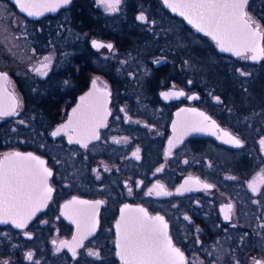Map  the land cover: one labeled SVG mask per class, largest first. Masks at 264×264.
<instances>
[{"label":"flooded vegetation","instance_id":"flooded-vegetation-1","mask_svg":"<svg viewBox=\"0 0 264 264\" xmlns=\"http://www.w3.org/2000/svg\"><path fill=\"white\" fill-rule=\"evenodd\" d=\"M80 1L34 17L14 0H0V112L11 113L0 115V169L10 168L17 179L29 180V168L41 167L23 158L31 153L51 172L46 187L52 189L45 193L40 185L32 200L17 202L9 215L0 212V264H125L118 254L125 234L150 240L153 226L161 244L166 235L182 254V259L173 254L165 264H264V94H236L239 73L247 75L251 69H243L264 58L254 62L251 51L241 56L223 52L218 42L186 22L184 26L175 14L168 17L181 24L179 39L149 49L145 40L152 38L142 39L153 31L144 25L147 19L138 18L141 13L131 19V0H121L116 11L94 0L104 26L84 29ZM251 5L252 0L248 17L264 32V11L253 8L250 14ZM116 14L119 18L105 24ZM18 19L21 36L34 46L35 58L28 63L3 53L15 43H2V29L11 39ZM55 19L59 40H74L73 48L61 53L58 73L73 85L66 94L48 85L55 73L54 44L41 24ZM131 21L136 26L129 27ZM82 32L90 37L83 53ZM195 35L212 40L211 65L204 46L197 48L205 62H197ZM134 38L157 56L146 57L148 68L140 69L150 94H117L114 76L131 66L113 58L136 46ZM94 39L112 43V48L96 49ZM98 57L110 59L109 71L95 68ZM225 62L233 72L228 76V93L233 89V94L220 90ZM94 79L107 83L112 94H83ZM168 89L175 93L161 94ZM62 125L68 126L53 136ZM230 138L240 144L229 143ZM13 153L21 157L4 160ZM154 217L163 222L150 219ZM21 222L24 227H17Z\"/></svg>","mask_w":264,"mask_h":264},{"label":"snow or ice","instance_id":"snow-or-ice-1","mask_svg":"<svg viewBox=\"0 0 264 264\" xmlns=\"http://www.w3.org/2000/svg\"><path fill=\"white\" fill-rule=\"evenodd\" d=\"M19 2V0H18ZM71 0H59V2L53 7H59L60 4H68ZM101 2L110 10H118V6L121 0H101ZM167 2V0H166ZM248 4V0H189V2H184L181 4L170 5L173 11L178 8H188V9H204L207 15L200 13V19L202 21H207V28L209 29V35H213L214 39H218L220 47L225 51H235L237 56H241L243 52L240 50V46L247 50L249 45L252 46V51L264 54V48H259L256 46V39L261 37L259 28H254L250 22L248 14L245 12V7ZM38 5L30 4L24 7L27 11V7H37ZM46 7V6H45ZM29 15H40V12H29ZM181 15H186L185 12H181ZM141 21L147 18L141 14L138 17ZM193 22V21H190ZM197 27L201 31L205 28L197 24ZM221 34L228 38V46L226 47L225 39L221 38ZM93 45L97 48L108 47L112 48L111 44L103 45L98 42H93ZM258 55L251 56L252 60L258 59ZM47 59V58H45ZM46 67V65H44ZM39 71V69H37ZM243 74V73H242ZM167 95V94H165ZM176 95H183V93H176ZM85 98L81 97L83 101ZM219 99V98H217ZM14 111V108H13ZM77 109H73L75 114ZM11 113L8 111L0 112V115L7 116ZM203 116V113L200 114ZM205 119H208L205 117ZM72 121H69L71 124ZM214 123V122H213ZM68 125H62L55 132L52 133L53 136L59 135L61 131L67 128ZM194 130H203L194 129ZM225 135H228L225 133ZM229 143L240 144V141L235 138H230ZM264 144V141H261ZM171 144V141H170ZM87 146V145H85ZM13 157H21L20 153L7 154L4 157L5 161L11 160ZM26 160L36 161L40 168L30 167L29 168V180L24 181L17 179L13 170L10 168L0 169V212L4 215H9L10 210L17 206V202L22 200H32L35 192L40 187L44 185L45 193H50L52 189L46 187L47 176L51 175V172L47 168H43L44 161L40 160L38 157H34L31 153L23 157ZM205 187H209L205 185ZM253 186V191H255ZM151 192V190H150ZM100 202H96L99 204ZM127 207V206H126ZM35 209H33L34 211ZM143 211V209H140ZM227 219V216L225 217ZM153 221L162 223L163 217L150 218ZM7 222V221H4ZM15 223V221H13ZM17 227H24V223L21 222L17 224ZM119 227V225H118ZM166 228V225H164ZM148 231L153 233L151 239L141 240L137 238L135 233H126L124 236L125 243L122 247L120 253L121 259L125 261V264H165L169 258L175 254L180 256L182 259V254L179 253L178 249L171 246L170 239H167L165 235V241L163 244L157 239V233L159 232L158 227L153 226L148 229ZM92 255H97L96 253H91ZM28 258L31 259V253L28 254ZM260 264V262H257Z\"/></svg>","mask_w":264,"mask_h":264},{"label":"rangeland","instance_id":"rangeland-1","mask_svg":"<svg viewBox=\"0 0 264 264\" xmlns=\"http://www.w3.org/2000/svg\"><path fill=\"white\" fill-rule=\"evenodd\" d=\"M143 4L142 9L144 10L145 6L144 5L146 2L142 1L141 2ZM264 6V0H252V5L250 7V11L249 13L251 14V11H253L252 9L255 8L256 11H264L261 8ZM153 8V6H151ZM152 8H145V10L147 11V20L145 21L146 24H144L145 26H149L152 29V36L147 37L145 35V38H143L142 40L145 39H151V40H145L146 43L149 42L148 44H150L148 46L149 49L154 48L156 43H174V37L179 39V31H182V28L180 27L181 24L177 23V21H175L172 18L167 17L166 15H162L160 13H156ZM143 11L141 10V13ZM119 14V13H118ZM144 14V12H143ZM114 18H119V16L113 15L109 20H105L106 24L108 22H110L111 20H114ZM262 20H264V18H262ZM256 22H259L260 19H256ZM151 22V24H150ZM58 20H51L49 22H45L44 24H41V27L47 28L48 29V34L50 36V42L54 44L53 46V58L55 59V73L54 75L51 77V79H49V88H56V90H60V92L66 94L69 91L73 90V85L68 84L65 80H62V75H58V73L60 72V70L62 69V63H63V56H61V53L65 50V49H70L73 48L74 44V40L70 39V41L68 40H59V36L57 34H54L53 29L55 28V30H58ZM74 25H72L73 28ZM8 29L10 28L9 25L6 26ZM40 27V26H39ZM15 31H16V35L12 36V40L10 39V35L8 33V30L6 28L3 27L2 29V43L5 44H10V43H15V48L11 50L6 49L3 50V53H7V54H15L16 58L18 59V61L20 62H30L33 58H35V55L33 53V47H32V43H31V39L29 40V38L27 36H21L23 34V27L21 26L20 20L18 19V23H16L15 26ZM74 33V32H73ZM42 34V33H41ZM76 36H78V34L74 33ZM80 37L81 38V46L80 48L82 49V53L84 51H86V43H87V39H89L90 37H88V35L85 32L80 33ZM147 34V33H146ZM55 36V37H54ZM71 38L72 33L70 34ZM155 38V39H154ZM41 39V38H40ZM58 42V43H57ZM194 52L201 54V51L198 50L197 46H199L201 41L198 40H194ZM47 44V42H45ZM145 43V44H146ZM58 44V45H57ZM145 44H137L136 46L130 47L128 52L124 54H120L117 57L115 56V58H113V61H115V59L117 60V64L118 65H128L130 64L131 69L127 66H125L124 69H121V75L119 74V76H114L115 82L118 83V86H116V92L117 94H150L149 92H147V88L144 86L146 85V82H144V80L146 79V76H144V74L140 71V69H142V67L144 66L145 68H148V61L145 60L146 57L149 58H157V56H152L151 51H149V49L145 46ZM166 45L167 48H169V46L171 47L173 44L171 45ZM40 49L43 48V46L38 45ZM154 46V47H153ZM83 47V48H82ZM174 49V48H171ZM144 52H147V54L145 55ZM148 59V58H147ZM110 59L108 58H101L98 57L95 61H94V66L97 70H105L109 71V65H108V61ZM209 63L211 64V61H209ZM137 64L141 65L138 66ZM134 68V69H132ZM225 69L227 70V72H231L233 74V72L231 71V68L229 66V64H227V62H225ZM249 69H251L250 72L247 73V75L245 74H240L239 76L240 78H242V80L238 77V85L236 86L237 88L242 85L240 88V92H242L243 94H254L251 90H249L252 86V83H250L251 81H253V78L255 79L256 76H258L259 80L261 82H264V71L261 72L262 69H264V61H262L259 65L257 66H252V68H244L243 70L249 71ZM193 70H195V65L193 67ZM25 71V70H22ZM138 71V73L136 72ZM22 73V72H21ZM28 73V72H23ZM95 74H99L100 73H95ZM94 73L92 75H95ZM127 74H129V78L128 76H126ZM230 74V73H229ZM103 76V75H101ZM104 77V76H103ZM135 77V80H133L132 78ZM107 78V77H106ZM128 78V79H127ZM54 79H57V81H54ZM108 79V78H107ZM229 79L230 78H226ZM251 84V86H250ZM259 86L261 91L260 94L264 93V84H259L256 85ZM120 87V88H119ZM235 88V89H237ZM223 90H225L227 93L230 90L228 86L223 87ZM122 91V92H120ZM219 91V90H218ZM232 90L228 93L231 94ZM218 94V93H216ZM233 94V93H232ZM249 116H245V119H242L243 122H247L246 119H248Z\"/></svg>","mask_w":264,"mask_h":264},{"label":"water","instance_id":"water-1","mask_svg":"<svg viewBox=\"0 0 264 264\" xmlns=\"http://www.w3.org/2000/svg\"><path fill=\"white\" fill-rule=\"evenodd\" d=\"M14 1L17 3V5L20 8V10H22V11H24L26 13H29V12H40V13H42L40 15L56 12L62 6L67 5V4H62L61 3L59 7H55V10H52L53 7L59 2V0H19V2H18V0H14ZM249 1L250 0H248V3H249ZM162 2L164 3L165 7L172 14H175V15H178L179 17H182L186 21V23L188 25L193 26L197 33H202V34L208 35V36L213 38V35H209V29L207 28V21L206 20L202 21L200 19V13H204L205 15H207L206 10H204V9L178 8L176 11H173V9H172V7L170 5H172V4H181V3H184V2H189V0H167V2H166V0H162ZM30 4H35V5H38V6L37 7H27V11H25L24 7H26V6L30 5ZM247 5L245 7V12L246 13H247ZM182 11L185 12L186 15H181L180 13ZM32 16L35 17V16H39V15H32ZM190 21H193V22H190ZM250 22L252 23L254 28L258 27L259 31L261 33V37L256 39V46H258L259 48H264V44H263L264 32L261 30L260 25H254L253 24V20L252 19H250ZM197 24H200L201 27L205 28V30L201 31L200 28L197 27ZM221 38L225 39L226 47H227L228 46V38L224 37L223 34H221ZM214 40L216 42H218V39H214ZM94 41L98 42L100 44H103V45H108V44L112 45V43H106V42L98 40V39H94L92 41V45H93ZM218 44H219V50H221L223 52H227V53L236 55L235 51H225V50H223L220 47V43L219 42H218ZM95 48L96 49H100L101 47L100 48L95 47ZM240 50L243 53H246L247 51H251L250 58L253 55H258L259 56L258 59H256V60H252L251 59L254 62H259L261 59L264 58V54H260L258 52L252 51V46L251 45H249L247 47V50H244V47L240 46ZM172 93L174 94L175 91H173L171 89L164 90V91L161 92V94H172ZM83 94H112V91L109 88V86L107 85V83H103V82H100V81L98 82L97 80L94 79L92 81V83H91L90 88L87 91H85Z\"/></svg>","mask_w":264,"mask_h":264},{"label":"trees","instance_id":"trees-1","mask_svg":"<svg viewBox=\"0 0 264 264\" xmlns=\"http://www.w3.org/2000/svg\"><path fill=\"white\" fill-rule=\"evenodd\" d=\"M142 1H145L146 2L144 4V5H146L145 8H152L151 6H153L152 11L154 9V11L156 13H160L162 15L164 14L167 17L171 14L170 11L168 9H166L164 7V5L162 4V2L159 1V0H131V2H130V8H129V12H130L131 19H133V17H135L137 13H141V10L144 12V14H146L145 16H147L148 13L145 10V8H144V10L142 9V6H143V4L141 3ZM80 2H81V6H82V12L80 14L81 17L79 18L81 20V27L84 28V29L85 28L86 29H88V28L90 29L91 27L95 28L96 26H98L99 28H102V26H104V25H102V22H101L102 19H101L99 13L96 11V9L93 7L94 0H81ZM261 9L264 10V6ZM143 12L141 14H143ZM178 20H179V18H178ZM181 20L182 19H180V21ZM181 22L184 23V26H185V22H183V21H181ZM105 24H106V22H105ZM107 24H110V22H108ZM122 25L121 24H117L115 26H122ZM132 25H135L136 26V24L132 23V21H131L130 24H129V27H131ZM194 40L201 41L200 44H199V47L204 46L206 49H208V52H209V59L208 60L210 61L213 58L212 57V54H213V46H212V43L213 42H212V40L209 39L208 37H201V38H199V36H196V35L194 37ZM133 42L138 43V44H141L142 40H139L137 38H134L133 39ZM206 44L208 45V47L205 46ZM195 54H196V52H195ZM197 58H198L197 59V62L199 63V65H202L203 62H205L201 58V55L200 54H199V56H197ZM209 65H211V64L209 63ZM262 71H264V69H262L261 72ZM216 74H218V73L216 72ZM224 74H225V82H224V79H222V80H220L221 84L224 85L223 87L228 86L229 88H232V83H231L232 81H230L231 79L230 80L229 79H226L231 74H229L226 69L224 71ZM211 79H212V77H211ZM215 80H218V78H215ZM241 80H242V78H241ZM250 83H252V86L253 87H251L249 90H251L254 94H260L261 89H260L259 86H256V85L264 84V82H261L259 80L258 76H256L255 79L253 78V82L251 81ZM81 85H82V89H85V86L88 85L87 84V76L86 75H83L82 76ZM241 86L242 85H240V87ZM250 86H251V84H250ZM222 88H220V90L224 91L227 94V92L225 90H223ZM236 94H243V93L240 92V90L239 91L237 90V93Z\"/></svg>","mask_w":264,"mask_h":264}]
</instances>
